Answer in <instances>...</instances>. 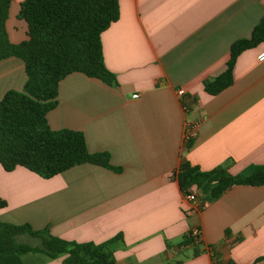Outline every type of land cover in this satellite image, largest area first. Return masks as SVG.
<instances>
[{
	"label": "crops",
	"instance_id": "1",
	"mask_svg": "<svg viewBox=\"0 0 264 264\" xmlns=\"http://www.w3.org/2000/svg\"><path fill=\"white\" fill-rule=\"evenodd\" d=\"M12 0L6 27L12 42L28 38ZM120 17L102 33L105 64L117 78L73 72L59 83L47 118L53 129L85 134L90 151H107L120 172L95 163L75 165L50 178L0 162V218L73 241L113 242L116 264H264V185L230 186L194 210L175 176L183 161L203 170L242 176L264 164V42L243 51L234 82L219 94L205 84L221 73L232 43L250 37L264 15V0H119ZM25 62L0 60V100L23 90ZM187 91L188 110L177 94ZM134 94H138L134 97ZM197 125L189 148L187 124ZM195 226L200 243H180ZM23 255L25 264H63Z\"/></svg>",
	"mask_w": 264,
	"mask_h": 264
},
{
	"label": "trees",
	"instance_id": "2",
	"mask_svg": "<svg viewBox=\"0 0 264 264\" xmlns=\"http://www.w3.org/2000/svg\"><path fill=\"white\" fill-rule=\"evenodd\" d=\"M11 2L0 0V60L23 59L27 80L23 90H10L0 100L1 164L8 171L22 165L44 178L82 163L120 172L109 152L89 150L82 131L53 129L47 118L58 103L60 81L73 72L117 84L116 75L105 64L102 33L119 19V0H24L19 16L28 23V38L18 43L10 40L6 27ZM263 42L264 15L250 37L232 43L226 68L206 82V91L215 95L231 86L238 56ZM192 143L188 142L189 148ZM175 176L183 193L196 188L205 201L218 198L233 185H264V164H251L237 177L222 168L203 170L183 161ZM6 205L0 195V209ZM23 234L38 238L40 244L19 240ZM200 237L190 231L180 245L198 244ZM120 238L118 234L101 243L79 242L54 235L49 227L35 229L29 223L0 218V264H25L23 255L28 253L50 258L65 254L63 264H116L110 245Z\"/></svg>",
	"mask_w": 264,
	"mask_h": 264
},
{
	"label": "built area",
	"instance_id": "3",
	"mask_svg": "<svg viewBox=\"0 0 264 264\" xmlns=\"http://www.w3.org/2000/svg\"><path fill=\"white\" fill-rule=\"evenodd\" d=\"M259 60H264V50L259 53L258 55ZM177 94L183 103V108L188 110V105L186 104L185 97L187 91L184 88H177ZM138 94H134V97H137ZM197 134V125L194 122H189L187 124L185 141L188 143L191 141ZM185 198L190 201L193 205L194 210H201L206 206L205 201L200 197L199 192L196 188H191L187 192L184 193ZM192 234L194 236L200 235L201 236V228L199 226H195L191 229Z\"/></svg>",
	"mask_w": 264,
	"mask_h": 264
},
{
	"label": "rangeland",
	"instance_id": "4",
	"mask_svg": "<svg viewBox=\"0 0 264 264\" xmlns=\"http://www.w3.org/2000/svg\"><path fill=\"white\" fill-rule=\"evenodd\" d=\"M18 239L32 244H40V240L38 238L32 237L28 234L19 235Z\"/></svg>",
	"mask_w": 264,
	"mask_h": 264
}]
</instances>
